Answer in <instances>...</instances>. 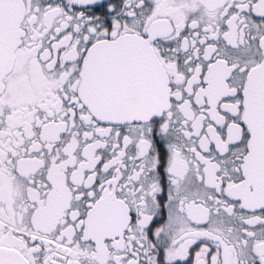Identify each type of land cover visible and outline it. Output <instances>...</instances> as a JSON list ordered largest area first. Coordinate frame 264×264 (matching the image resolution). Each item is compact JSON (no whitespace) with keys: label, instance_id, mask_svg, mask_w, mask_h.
I'll use <instances>...</instances> for the list:
<instances>
[{"label":"snow or ice","instance_id":"1","mask_svg":"<svg viewBox=\"0 0 264 264\" xmlns=\"http://www.w3.org/2000/svg\"><path fill=\"white\" fill-rule=\"evenodd\" d=\"M0 264H264V0H0Z\"/></svg>","mask_w":264,"mask_h":264}]
</instances>
